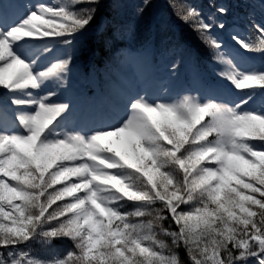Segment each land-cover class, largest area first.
<instances>
[{"label": "snow or ice", "instance_id": "6c2138e0", "mask_svg": "<svg viewBox=\"0 0 264 264\" xmlns=\"http://www.w3.org/2000/svg\"><path fill=\"white\" fill-rule=\"evenodd\" d=\"M0 0V264H264V21L247 17L225 45L214 29L224 6L207 17L187 0L173 7L197 32L218 67L241 91L225 102L200 89L117 98L116 122L77 123L64 98L77 38L100 0H51L9 16ZM151 0H142V15ZM119 33V35H117ZM114 28L110 39L123 41ZM65 50L57 54L56 46ZM242 50V51H241ZM121 61L146 54L117 49ZM179 65L169 71L175 75ZM69 243L50 256L36 244Z\"/></svg>", "mask_w": 264, "mask_h": 264}, {"label": "trees", "instance_id": "16d2710c", "mask_svg": "<svg viewBox=\"0 0 264 264\" xmlns=\"http://www.w3.org/2000/svg\"><path fill=\"white\" fill-rule=\"evenodd\" d=\"M123 2L124 0H100L91 26L77 38L75 65L80 70L83 72L92 70L94 75L99 77L115 62L114 53L117 49L123 48L127 42L145 48L168 43L172 49L186 56L189 63L197 62L198 66H207L211 63L209 49L202 43L198 33L179 18L177 15L179 8L173 7V0H151L142 15L137 14V8L142 5V0H137L132 6V13L130 12L132 15H124V21L118 25V18L122 17L119 15ZM176 2L183 3L184 0H176ZM187 3L200 9L206 17L215 13L216 7L224 6L228 9V13L224 16L217 14L219 21L224 17L226 20L238 21L237 23L244 21L246 25L248 14L254 10L250 8L251 6L260 4L263 7L260 9L264 10V0H187ZM150 16L153 19L151 22ZM261 16H257V19ZM101 24H106L102 30H100ZM243 27H245L244 23ZM114 28L127 30V38L122 42L112 41L110 37ZM214 31L217 32L216 29ZM62 245L65 244L58 240L53 241L51 246L59 248ZM33 247L38 253L43 247L45 248L39 244ZM178 252L185 264H188L184 249L180 248Z\"/></svg>", "mask_w": 264, "mask_h": 264}, {"label": "rangeland", "instance_id": "374dc122", "mask_svg": "<svg viewBox=\"0 0 264 264\" xmlns=\"http://www.w3.org/2000/svg\"><path fill=\"white\" fill-rule=\"evenodd\" d=\"M19 1V0H18ZM23 1V2H22ZM22 5L18 4V8L19 11H15L12 12L13 14L19 13L21 11H23L24 7L27 6H31L35 3L38 2H46V3H50L51 0H21L19 1ZM137 0H124L122 7L120 9L121 14L119 16H122L120 18H118V25H121L122 22L124 21L123 16L124 15H132V6L134 3H136ZM9 3V2H8ZM8 3L6 4V9L9 13V10H11L9 8ZM250 8H255L257 9V11L262 14L264 16V10L260 9L263 8L260 4H256L254 6H251ZM14 10V9H13ZM131 12V13H130ZM149 16V14H148ZM150 22L152 19V16H150ZM153 20V19H152ZM153 25V23H152ZM106 26V24H101L100 25V30H102L104 27ZM231 33L232 31H229L225 37V45L229 46V47H236L238 48L237 45H235L234 41L231 40ZM80 36H78L79 38ZM56 51L57 54H64L65 51H71V50H65L64 48H62V46L57 45L56 46ZM242 51V50H241ZM150 52L149 49H147V51H144L142 53L146 54V60L143 61L140 64H129L127 62H125L123 65L121 64L120 69L123 70V72L125 73L126 76H128L129 80H133L132 84H130V86L128 85L126 87V85H124V83H118V85L116 87H112L111 92L109 94V96L113 99V103H115V101H117V98L123 94L126 93L128 91L131 92H136V91H147L149 95H157L162 88H168L170 90V92L172 93H182L184 92L186 89H182L181 88V84H178L179 82V78L181 77V74H175L172 75L169 71V65L171 63L164 64V63H160V65H157L155 67L152 68V66L150 65V61L148 59L147 53ZM243 55L248 57L251 65L260 68L259 66V61L262 60V56H260L257 53H247V52H243ZM182 64V62H181ZM78 67L76 66V69L74 70V72L72 73V75L70 76L69 79V85L67 90L64 93V98L67 100H70L75 108H76V115H77V123H83V124H89L94 120H103V121H107V119L111 120L112 123L116 122V120H118L122 115H123V107L122 105L118 104V107H116V105H112V110L110 111V114L107 115L106 113L102 110L101 108V103L97 101L96 99H92L91 101H87L85 99H81V97L84 96L85 93H81L82 89H79V84L75 83L76 80L78 79V73L77 70ZM215 67L212 68V76L217 80V82L226 89V91H228L229 95L226 93V91L224 89H220V88H216L213 89L212 91H214L217 95H221L223 97L227 98V102H238L239 99V94L241 91L243 90H234L233 87L224 80H221L219 77L216 76L215 74ZM157 71L159 72L157 74V77H154V72ZM156 80V82H155ZM201 83L203 82L201 77L199 76L198 72H194L193 76L188 75V81H189V88L191 89H200L202 92L203 91H209L211 88H209L207 85L202 84V85H198L197 86V81H200ZM160 82V83H157ZM82 85V84H81ZM124 90V91H123ZM250 91V90H248ZM81 94V97H79ZM257 96L254 98L255 99V104L253 105L254 107H261L263 104V100H257ZM116 107V109L114 108ZM90 114V115H89ZM59 240V239H58ZM58 240H54V241H58ZM61 242H63L65 245H62L61 247L57 248L56 246H45V248L43 247L41 250H39V254L42 256H50L54 251L56 250H61L63 249L66 245H68V241L67 240H60Z\"/></svg>", "mask_w": 264, "mask_h": 264}]
</instances>
